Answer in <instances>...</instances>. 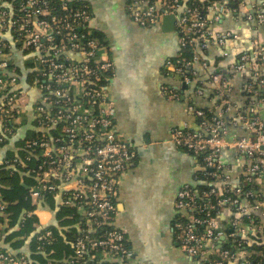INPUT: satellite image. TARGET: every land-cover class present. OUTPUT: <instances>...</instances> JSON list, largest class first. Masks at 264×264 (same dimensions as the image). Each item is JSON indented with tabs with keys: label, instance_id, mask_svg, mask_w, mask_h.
Returning a JSON list of instances; mask_svg holds the SVG:
<instances>
[{
	"label": "built area",
	"instance_id": "obj_1",
	"mask_svg": "<svg viewBox=\"0 0 264 264\" xmlns=\"http://www.w3.org/2000/svg\"><path fill=\"white\" fill-rule=\"evenodd\" d=\"M165 15L175 17L179 46L178 53L165 62L166 73L198 97L203 96L205 85L211 83L215 87L213 108L206 114L203 109L188 106L198 122L193 128L184 125L170 133L177 148L187 150L195 160L200 157V162L196 160L195 179L200 183L201 176L205 177L210 194L217 196L215 205L201 217L198 214L205 208L198 204L196 186H183L176 193L172 225L175 240L194 264H250L244 250L249 244L246 230L247 225H254L253 217L261 205L247 201L254 197L253 192L230 188L220 157L222 151L232 150L249 159H264V123L258 117V111L264 110V48L252 41L248 51L235 57L232 70L246 74L242 91L248 95V105L245 113H237L233 124L246 135L229 136L224 116L231 108L227 98L229 81L222 72L210 73L208 82L202 81L200 77L208 70V64L199 55L209 46L221 47L236 36L214 34L212 21L193 3L130 0L128 17L140 27L154 26ZM89 21L85 6L72 10L64 1L0 0V143L14 138L19 119L30 114L34 131L41 134L23 146L39 160L37 168L30 170L37 185L29 197L36 205L42 192L58 194L59 205L75 209L83 222L73 254L62 264H135L125 233L113 223L118 177L134 167L136 155L116 131L115 103L108 96L115 67L104 43L91 36ZM247 21L263 24L264 13L256 9ZM4 32L12 38L11 42L2 38ZM12 47L33 60L29 84L17 78L14 68H10L8 54ZM186 48L193 51L189 59L182 56ZM29 91L35 93L37 100L28 104ZM162 92L178 98L176 91L163 88ZM3 159L0 164L12 168L24 166L29 156L24 160ZM204 169L209 172L204 173ZM260 169L252 164L246 181L251 182ZM220 181L224 184L218 187ZM224 207L231 208L234 215L227 233L215 219ZM210 210L215 215L211 216ZM2 211L0 203V216ZM235 235L239 238L234 239ZM54 241L51 231L46 230L37 236L38 250ZM0 264H30V260L25 252L4 250L0 251Z\"/></svg>",
	"mask_w": 264,
	"mask_h": 264
},
{
	"label": "crops",
	"instance_id": "obj_2",
	"mask_svg": "<svg viewBox=\"0 0 264 264\" xmlns=\"http://www.w3.org/2000/svg\"><path fill=\"white\" fill-rule=\"evenodd\" d=\"M56 1H78L88 9L89 28L107 47L108 58L115 67L108 86V96L115 103V128L122 140L135 151L136 162L132 169L118 177L114 226L125 233L135 264H194L180 249L172 225L176 215V193L183 186L198 184L196 160L172 143L170 133L174 128L196 125L188 106L213 108L214 85H205L203 96L198 97L176 77L166 73L165 62L179 51L175 29L164 32L162 19L151 27L138 26L128 17L129 0ZM182 2L191 4V0ZM226 3L228 0L208 5L203 16L212 21L214 34L231 33L236 39L230 38L221 47L211 45L200 53L208 64V70L200 79L207 83L210 73H223L229 81L227 98L231 103L224 115L227 134L245 136L246 132L236 127L233 121L237 113H245L248 105V95L242 91L246 74H237L232 66L236 55L248 51L252 41L264 48V23L255 25L247 21L256 9L264 13V0H239L235 12L226 8ZM2 38L7 42L12 40L6 32L2 33ZM8 59L11 66L20 69L21 80L25 79L24 82L29 84L33 60L15 47L9 51ZM163 88L176 91L178 98L165 95ZM32 100H37V96L29 91L28 104ZM29 117L30 114L25 115L26 120ZM258 117L264 123V110L258 111ZM23 134L19 128L15 140L22 139ZM220 160L230 188L249 187L258 200L255 203L261 205L260 212L255 214L257 224L247 225L246 234L259 237L264 244V159L260 156L249 159L238 152L224 150ZM252 164L261 166V169L248 182L247 172ZM223 184L220 181L217 186ZM36 205L39 225L51 224V212L39 207V203ZM233 218L229 207L220 209L215 217L225 233ZM248 240L251 242L250 238ZM6 250L16 253L9 247Z\"/></svg>",
	"mask_w": 264,
	"mask_h": 264
},
{
	"label": "trees",
	"instance_id": "obj_3",
	"mask_svg": "<svg viewBox=\"0 0 264 264\" xmlns=\"http://www.w3.org/2000/svg\"><path fill=\"white\" fill-rule=\"evenodd\" d=\"M220 1L221 0H204L200 2L199 0H191V3L198 7L202 15H205L208 5H213ZM53 2L57 3L56 0H52V3ZM238 2L239 0H228L225 7L235 12ZM68 4L72 10L80 9L84 6L78 1L68 2ZM182 5H184L183 2ZM91 36L98 39L93 31H91ZM192 52L191 49L186 48L182 51V56L189 59L192 57ZM10 68H14V74H16L17 78H20V69L15 66H11ZM30 76L28 77L30 78ZM23 83L24 82L20 83V86L23 85ZM208 110L209 109H203L206 114ZM196 120L197 119H195V121ZM197 122L198 120L196 123ZM34 125L35 122L31 117L26 120L25 116H23L20 125H18L16 129H22L24 137L20 140L8 138L0 143V159L12 160L18 157L24 160L29 156V161L24 162V166L15 165L12 168H6V166L0 164V203L3 205L2 215L0 216V237L3 241V246L0 247V251H4L9 247L17 254L25 252L30 260V264H62L63 261H67L71 258L74 241L79 235L78 230L83 222H81V218L75 209L65 208L59 205L57 199L58 194L51 195L42 192L39 200V207L48 209L52 214L53 220L49 225H39L35 215L38 205L33 204L29 197L31 189L37 185V180L34 175L30 173V170L37 168L39 160L36 156L30 155V153L23 148L27 140L36 139L41 134L39 131L32 130ZM7 126L11 129L13 128L9 124H7ZM182 151L190 154L185 149ZM196 160L200 162V157L198 156ZM203 172L208 173L209 169H204ZM204 178L205 177L201 176L199 179L200 183L196 186L200 197L198 199V204L202 208H205L198 214V216L201 217L205 216L210 206L215 205L217 199L215 194H210L211 187L207 185ZM243 187V191H249V187ZM256 200L255 197L248 198L250 203H255ZM209 213L211 216L215 215V211L213 210H210ZM253 221L257 224L255 216L253 217ZM46 230L51 231L55 241L50 245H43L40 251L38 250L39 243L37 242V236ZM247 237L251 239V242L244 246V250L249 254L247 260H249L250 264H264V244L261 243L259 237H254L250 233ZM238 238V235L234 236V239Z\"/></svg>",
	"mask_w": 264,
	"mask_h": 264
},
{
	"label": "water",
	"instance_id": "obj_4",
	"mask_svg": "<svg viewBox=\"0 0 264 264\" xmlns=\"http://www.w3.org/2000/svg\"><path fill=\"white\" fill-rule=\"evenodd\" d=\"M175 29V17L173 15H165L162 17V30L164 32H173Z\"/></svg>",
	"mask_w": 264,
	"mask_h": 264
},
{
	"label": "rangeland",
	"instance_id": "obj_5",
	"mask_svg": "<svg viewBox=\"0 0 264 264\" xmlns=\"http://www.w3.org/2000/svg\"><path fill=\"white\" fill-rule=\"evenodd\" d=\"M24 101H25L24 98H22L20 102L23 103Z\"/></svg>",
	"mask_w": 264,
	"mask_h": 264
}]
</instances>
